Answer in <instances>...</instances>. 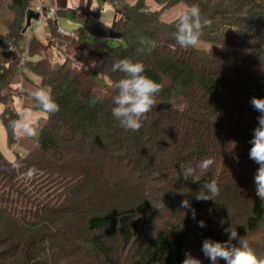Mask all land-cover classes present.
<instances>
[{"label":"trees","instance_id":"obj_1","mask_svg":"<svg viewBox=\"0 0 264 264\" xmlns=\"http://www.w3.org/2000/svg\"><path fill=\"white\" fill-rule=\"evenodd\" d=\"M30 1L0 0L14 14L0 46L29 55L22 61L41 77L40 87L50 88L59 110L39 117L25 155L10 159L0 150V264H60L62 256L81 252L91 253L90 264H181L185 251L202 254L204 238L227 239V226L264 258V240H252L264 224V198L253 183L259 165L248 155L259 115L250 98L264 97V0H155L161 8L199 5L208 23L197 46L187 48L174 39L176 18L163 20L145 0H95L81 23L101 35L99 14L113 3L109 36L120 41L101 53L81 39L64 45L70 37L59 31L56 16L46 41L32 36L26 49L18 46ZM202 41L220 49L207 50ZM68 45L79 67L71 64ZM52 47L64 53L62 62L53 60ZM123 57L143 62L145 73L162 84L137 130L111 114L113 84L124 75L111 65ZM17 70L15 59L0 64V94ZM10 96L0 101L12 145L10 121L19 115L6 104ZM206 157L213 164L201 169ZM186 167H193L192 177ZM211 179L219 194L196 199ZM184 198L195 219L191 209H180ZM153 207L169 214L170 224L143 227ZM77 256L71 264H79Z\"/></svg>","mask_w":264,"mask_h":264},{"label":"clouds","instance_id":"obj_2","mask_svg":"<svg viewBox=\"0 0 264 264\" xmlns=\"http://www.w3.org/2000/svg\"><path fill=\"white\" fill-rule=\"evenodd\" d=\"M207 23L208 20L202 16L198 4L192 3L182 8L176 14L173 33L176 43L183 48L197 46L202 35V26ZM111 70L114 72L119 70L124 74L113 84L117 94L113 98L111 114L123 128L137 130L141 127L145 114L155 104L156 95L162 88V84L145 73V65L139 60L134 61L128 57L115 59ZM29 96L35 107L39 109V113H34L30 108L25 109L19 119L10 121V126L18 129L22 134L34 136L40 113L54 114L59 110V104L48 86L31 90ZM250 104L259 115L256 117L258 123L252 129L253 135L249 141L251 147L248 155L259 165L254 173L253 183L257 197L264 198V97L253 96L250 98ZM177 107L182 109L183 105ZM212 164V157L199 161L201 169H207ZM193 172V167L184 169V174L188 177H192ZM192 180L197 179L193 177ZM201 188L202 191L194 194L198 200H213L220 191L216 179L204 182L200 185L199 189ZM180 209H191V215L195 219L196 210L192 207L189 198L180 201ZM219 223L223 225L225 221L221 219ZM197 225L201 228L206 226L203 219L197 220ZM223 231L227 234V239L223 241L212 238L202 240L200 250L211 264H218V258H222L225 264H264V258L257 256L248 240L239 234L237 229L227 226ZM181 264H202V261L185 251Z\"/></svg>","mask_w":264,"mask_h":264},{"label":"rangeland","instance_id":"obj_3","mask_svg":"<svg viewBox=\"0 0 264 264\" xmlns=\"http://www.w3.org/2000/svg\"><path fill=\"white\" fill-rule=\"evenodd\" d=\"M97 1V0H96ZM95 0H68L67 4V8L70 12L71 15H75L76 18L80 21L81 23V18L82 16H85L87 14H90L94 11L95 9ZM129 2H134L136 0H128ZM146 3L150 6L151 9H157L160 10L161 13V18L165 21H173L176 18V14L179 12V10H181L182 8L186 7L184 2H180L177 5L174 6H170V7H166V8H161L162 6L160 4H158L155 0H145ZM33 0L30 1L29 5H32ZM98 2V1H97ZM63 5V4H62ZM4 4L0 5V22L2 24H4V27L2 28H6L7 26V22H9L10 19V11L8 8H6V6L4 7ZM32 7V6H29ZM38 10L42 9V6L38 7ZM52 8L49 7L48 12L51 10ZM57 9V8H56ZM115 8L113 6V3H105L103 6V9L101 10L100 14H99V25L102 29V34L101 35H95L92 33H89L88 30L83 26L80 27V29H82L80 32L81 34L79 35V33H77L76 31H73V29H68V31H65L64 35H67L69 38V41L67 40V43H65L64 45L70 44L75 47V43L79 42V40L81 39L83 41V43H86L89 46L94 47L97 51H99V53L101 52H105L108 49L116 46L117 44L120 43V41H118V39L116 38H112L111 36H109V29L110 26L112 24V21L115 17L114 12ZM44 14H48L46 13V11L43 12V15L41 18L39 19H34L31 21V25L26 29V31L23 32L22 36L18 39V46L26 49L27 46V38L28 35H33L35 34V36H37L39 39H41L42 41H46V28L43 25V20L48 19L46 18V16L44 17ZM54 15V14H53ZM63 14H56L54 15V17L56 16L57 19L62 22L63 19L65 17L62 16ZM51 21H48V23H50ZM58 22V21H57ZM59 24V22H58ZM48 25V24H47ZM60 27V24L58 25V29ZM61 29V28H60ZM79 29V28H78ZM84 29V30H83ZM62 30V29H61ZM66 32L70 33V34H74V35H69ZM78 34V35H77ZM104 42V43H103ZM81 43V41H80ZM101 43V44H100ZM200 45H202V47H204L207 50H212V49H220V47L218 46H214L213 44H211L210 42L207 41H202L200 42ZM69 46L66 50V53L68 55V58L70 57V62L72 65L76 66V63L79 65H82L77 57H79L78 55H76L73 51V47L71 46L69 51ZM2 48H4L3 46H0V49L2 50ZM7 51H0V64L5 63L11 55H13V59H15L16 63H18V66L23 64V65H28V62H24L22 61V57H24L23 60H27L29 58V55L25 53V51L20 54L19 52H15L13 47H8L6 48ZM53 49V60L54 61H60L62 62L64 60V53L61 52L58 48L56 47H52ZM11 53V54H10ZM77 56V57H76ZM29 66V65H28ZM21 69V66H19ZM88 68V67H87ZM17 76H16V72L14 73V75L12 76V79L10 80V85L7 87L6 90H4L2 93H6V96L9 97L10 96V101H8V103H6L7 105H12V108L15 109L19 115V118L21 117V110L24 107V92H23V87L18 85L19 82L17 80ZM34 81H37L36 77H33ZM14 79H16V81L14 82ZM103 79H107L105 77H103ZM107 83H110L109 80H106ZM8 85V84H7ZM28 89H30V87H28ZM31 90V89H30ZM14 92V93H13ZM1 93V92H0ZM3 94H0V100ZM14 94V95H13ZM12 101V102H11ZM4 107L5 104L0 101V150H2V153H4V155H6L8 158L13 159L15 157L19 156H23L28 152L29 147H31L34 144V140H28L23 139V143L20 142L19 137L21 135L20 131L18 129L15 128V133L17 132V139H14V143L12 145H9L8 143V134L4 125V122L2 120L3 116V111H4ZM34 113H39V109H34L33 111ZM42 114V113H40ZM16 138V137H14ZM27 146H29L27 148ZM156 207L151 208L145 215V217L143 219L146 218V216H148L149 218L145 219L144 225L143 227H146L148 225H151V223H153L155 225V227L158 228H162L164 227L166 224H170L169 221L165 220L166 217H168L169 214L162 212V210H160L159 212L156 210H152ZM219 224H217L216 222V226H218ZM262 226V230H260L258 233H256L252 240L255 239H263L264 240V224L261 225ZM209 237V235H206ZM197 241H195L196 243ZM199 242V241H198ZM77 261L79 262V264H90L89 262V257L91 255V253L87 256L86 254H84L83 252L81 253H77L74 255V253H70L67 254L65 256L61 257V261L60 264H71V260L76 256ZM196 255V251L195 253H193V256ZM198 258L201 259L202 264H211L210 260L202 254H200L199 256H196ZM219 259V258H218ZM78 264V263H77ZM218 264H224L223 262H220Z\"/></svg>","mask_w":264,"mask_h":264},{"label":"crops","instance_id":"obj_4","mask_svg":"<svg viewBox=\"0 0 264 264\" xmlns=\"http://www.w3.org/2000/svg\"><path fill=\"white\" fill-rule=\"evenodd\" d=\"M66 3H68V0H33V2H32V5H30V6H32V8H34V9H39L38 7L39 6H42V9L40 10L41 11V16H40V18L42 17V15H43V6L44 5H47V9L49 8V7H51V6H53V7H56V8H62V9H66L67 8V4ZM63 4V5H62ZM5 7V6H4ZM6 8H8L7 6H6ZM9 9V8H8ZM63 10V11H61L62 12V16L63 17H65L64 19H63V21L62 22H60L59 20H58V22H59V24H60V27L59 28H61L62 30H65V31H68V29H73V31H76L77 33H79V35L81 34V30L82 29H80V27H82V24L79 22V20L76 18V16L75 15H71L70 14V12L69 11H67V9L66 10ZM9 11H10V19H9V22H7V26H6V28H2V29H0V32H6L8 29H9V25H10V23H11V21L13 20V18H14V14H13V12L9 9ZM45 17V16H44ZM37 20V19H36ZM46 22H47V20L44 18V20H43V25L45 26L46 25ZM1 27H4V24H2L1 22H0V28ZM45 28H46V38H47V26H45ZM79 28V29H78ZM83 28V27H82ZM84 30V29H83ZM78 35V34H77ZM82 35V34H81ZM32 36H35V34H33V35H28V38H27V41L32 37ZM37 37V36H36ZM104 43V42H103ZM101 44V43H100ZM10 48V47H9ZM2 50L3 51H7V49L6 48H2ZM1 49H0V51H2ZM8 52V51H7ZM11 54V53H10ZM14 57H13V55H11L10 56V58L7 60V61H11L12 59H13ZM26 59H27V57H26ZM29 59V58H28ZM19 66H21V69H20V67ZM18 66V70L16 71V76L18 77L17 78V80H18V82H19V84L18 85H20V86H22L23 87V92H24V97H23V100H24V107H23V109L21 110V112L23 113V111L25 110V109H28V108H30V109H32V111H34V109H37L36 107H35V105H34V102H33V100H32V98L29 96V92L31 91V90H33V89H35V88H37V87H40V85H41V77L36 73V72H34L28 65H23V64H21V65H19ZM32 76L33 77H36L37 78V81H34V79L32 78ZM16 81V79H14V82ZM28 87H30V89H28ZM46 115V113H42V114H40L39 115V117L40 116H45ZM21 133V132H20ZM37 133H38V129L36 130V133H35V135L34 136H29V135H25V134H22L21 133V135H20V137H19V140H20V142H22L23 143V139H28V140H34L35 139V137H36V135H37ZM17 132H16V139L18 140V138H17ZM31 140V141H32ZM29 146H27V148H28Z\"/></svg>","mask_w":264,"mask_h":264},{"label":"water","instance_id":"obj_5","mask_svg":"<svg viewBox=\"0 0 264 264\" xmlns=\"http://www.w3.org/2000/svg\"><path fill=\"white\" fill-rule=\"evenodd\" d=\"M46 9H47V5H44L43 11H46ZM40 16H41L40 10L29 7L25 13V27L23 32L26 31V29L31 25L32 20L39 19Z\"/></svg>","mask_w":264,"mask_h":264},{"label":"built area","instance_id":"obj_6","mask_svg":"<svg viewBox=\"0 0 264 264\" xmlns=\"http://www.w3.org/2000/svg\"><path fill=\"white\" fill-rule=\"evenodd\" d=\"M51 8L52 9L49 12L47 11L48 14L46 15V18H52L53 14H55L56 9L54 7H51ZM59 31L62 32L63 34H65L64 33L65 31L61 30L60 28H59ZM66 33L69 34V35H74V34H70L68 32H66ZM76 66L79 67V64L76 63Z\"/></svg>","mask_w":264,"mask_h":264}]
</instances>
